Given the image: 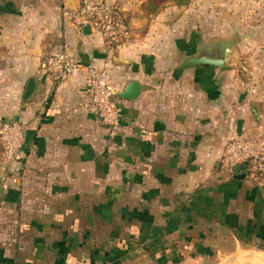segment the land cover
<instances>
[{"label":"crops","instance_id":"1","mask_svg":"<svg viewBox=\"0 0 264 264\" xmlns=\"http://www.w3.org/2000/svg\"><path fill=\"white\" fill-rule=\"evenodd\" d=\"M116 1L131 35L106 49L62 13L77 0H0V119L24 130L18 180L0 167V264H201L238 239L230 222L264 225V174L216 164L224 139L264 131V66L248 81L231 63L177 67L211 38H178L166 25L179 12ZM55 50L78 61L58 83L39 64ZM86 63H106L114 94L139 85L114 98L113 130L92 113Z\"/></svg>","mask_w":264,"mask_h":264},{"label":"built area","instance_id":"2","mask_svg":"<svg viewBox=\"0 0 264 264\" xmlns=\"http://www.w3.org/2000/svg\"><path fill=\"white\" fill-rule=\"evenodd\" d=\"M74 28H86L96 33L106 49L126 43L131 27L124 9L116 0H77L73 8H64ZM75 57L64 50L46 51L40 55V68L51 82L58 83L68 77L77 67ZM85 89L95 119L107 129L118 125L119 107L109 84L106 63L97 67L86 63ZM24 139L22 124L15 119H0V167L15 182L20 167L11 165L19 159ZM218 169L230 175L243 169L248 174H264V131L243 135L236 134L221 142L216 159Z\"/></svg>","mask_w":264,"mask_h":264},{"label":"rangeland","instance_id":"3","mask_svg":"<svg viewBox=\"0 0 264 264\" xmlns=\"http://www.w3.org/2000/svg\"><path fill=\"white\" fill-rule=\"evenodd\" d=\"M139 4L148 15L161 9L166 11L163 17L182 12L180 21L178 15L166 25L180 39L189 31L192 40L235 39L230 66L236 67L238 75L247 81L255 76V71L262 73L259 69L264 66V0H141ZM223 241L226 245L214 246L215 258L201 264H211L215 259L214 264H264V249L257 246L258 239Z\"/></svg>","mask_w":264,"mask_h":264},{"label":"water","instance_id":"4","mask_svg":"<svg viewBox=\"0 0 264 264\" xmlns=\"http://www.w3.org/2000/svg\"><path fill=\"white\" fill-rule=\"evenodd\" d=\"M235 39L230 38H211L205 44L195 45L194 50L190 53L179 55L177 67H185L198 64H208L213 66H228L231 63V54L233 51ZM34 88V79L30 77L25 85L23 98H28ZM139 90L136 81H128L122 91L114 94L112 98L123 97L133 98ZM246 175L243 169L237 168L235 172L230 174L231 178L241 179Z\"/></svg>","mask_w":264,"mask_h":264},{"label":"trees","instance_id":"5","mask_svg":"<svg viewBox=\"0 0 264 264\" xmlns=\"http://www.w3.org/2000/svg\"><path fill=\"white\" fill-rule=\"evenodd\" d=\"M207 65V64H205ZM229 222V220H228ZM230 226L232 227V232L233 234L241 240H249L252 236H256L259 238V244H257L258 247H261L264 249V225L259 223L256 225H251L248 223L243 224H232L231 222L229 223Z\"/></svg>","mask_w":264,"mask_h":264}]
</instances>
